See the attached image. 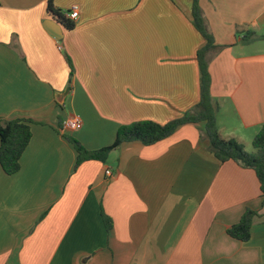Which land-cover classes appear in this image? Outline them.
<instances>
[{"label":"crops","instance_id":"1","mask_svg":"<svg viewBox=\"0 0 264 264\" xmlns=\"http://www.w3.org/2000/svg\"><path fill=\"white\" fill-rule=\"evenodd\" d=\"M198 1L221 46L209 63L220 133L253 152L264 123V0ZM50 2L66 12L79 7L72 29ZM192 4L1 0L0 122L30 120L32 137L18 172L0 165V264H264L256 172L219 161L204 122L183 124L152 145L124 142L106 162L77 169L65 137L99 149L124 124H163L200 101L197 52L205 39ZM248 30L254 34L245 40ZM70 116L82 127L64 129ZM247 208L257 214L243 242L227 230Z\"/></svg>","mask_w":264,"mask_h":264},{"label":"trees","instance_id":"2","mask_svg":"<svg viewBox=\"0 0 264 264\" xmlns=\"http://www.w3.org/2000/svg\"><path fill=\"white\" fill-rule=\"evenodd\" d=\"M52 11L59 21L68 29L75 26L73 20L66 17V11L56 9L52 2L49 3ZM193 23L205 39V44L198 50L197 57L201 75L200 101L185 114L176 117L166 123H158L151 120H140L119 127L113 144L95 150H88L76 138L65 135L71 141L77 151L75 169L88 160H100L106 162L110 152L124 142L141 141L145 145H152L172 135L176 129L188 123H205L204 135L210 142V150L221 162L233 160L243 167L251 168L256 172L262 195H264V123L253 139L254 151L246 150L243 143L236 138H224L217 124L219 103L211 92V74L209 71L210 53L221 48L216 43L213 34L208 30L205 17L198 0L192 4ZM254 32L248 30L244 39H250ZM30 120L11 119L0 122V165L7 174H14L20 170L21 157L27 148L32 130ZM63 127V125H62ZM103 218L107 230L112 228V220L104 212ZM257 212L247 208L241 219L232 225L228 234L243 242L251 237V227Z\"/></svg>","mask_w":264,"mask_h":264},{"label":"built area","instance_id":"3","mask_svg":"<svg viewBox=\"0 0 264 264\" xmlns=\"http://www.w3.org/2000/svg\"><path fill=\"white\" fill-rule=\"evenodd\" d=\"M1 4V0H0ZM79 16V7L77 5H73L69 11L66 12V17L75 21ZM60 47V46H59ZM61 48V47H60ZM82 127V119L78 116H70L66 118L63 122L64 129H73L77 130ZM108 175L111 174V170L106 171Z\"/></svg>","mask_w":264,"mask_h":264},{"label":"water","instance_id":"4","mask_svg":"<svg viewBox=\"0 0 264 264\" xmlns=\"http://www.w3.org/2000/svg\"><path fill=\"white\" fill-rule=\"evenodd\" d=\"M48 28H50L51 33L57 37V38H62L63 34H62V26L60 23H58L55 20L50 19L48 21Z\"/></svg>","mask_w":264,"mask_h":264},{"label":"rangeland","instance_id":"5","mask_svg":"<svg viewBox=\"0 0 264 264\" xmlns=\"http://www.w3.org/2000/svg\"><path fill=\"white\" fill-rule=\"evenodd\" d=\"M253 147H254V146L252 145V147H251L249 150H250V151H251V150H254V148H253Z\"/></svg>","mask_w":264,"mask_h":264}]
</instances>
